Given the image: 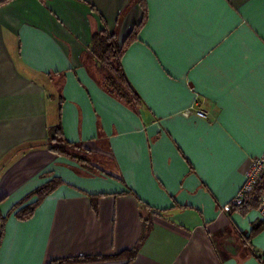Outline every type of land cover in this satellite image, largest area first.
<instances>
[{
	"label": "crops",
	"instance_id": "0c3cea01",
	"mask_svg": "<svg viewBox=\"0 0 264 264\" xmlns=\"http://www.w3.org/2000/svg\"><path fill=\"white\" fill-rule=\"evenodd\" d=\"M143 20L122 59L132 106L101 85L91 42ZM59 124L107 168L53 155ZM263 154L264 0H0V264H262L257 211L223 208ZM55 177L32 217L9 214ZM149 219L135 259H113Z\"/></svg>",
	"mask_w": 264,
	"mask_h": 264
},
{
	"label": "trees",
	"instance_id": "16d2710c",
	"mask_svg": "<svg viewBox=\"0 0 264 264\" xmlns=\"http://www.w3.org/2000/svg\"><path fill=\"white\" fill-rule=\"evenodd\" d=\"M140 3H142V1ZM144 20L142 23L137 24L133 28L129 36L123 42L119 40V37L117 36L116 33L110 32L107 28H104L99 33L95 34L91 42V53L100 66V75H102V78L100 79L101 85L103 86L105 91L108 92L111 96H114L116 99L132 106H135L136 103L140 105L141 100L139 94L134 90V88L130 84L124 72L122 59L128 45L138 36L143 26ZM49 137H50L49 143L51 145L50 150L58 153L59 155L61 154L63 155L64 153L62 152V149L64 147L63 148H61L62 146L59 147L60 145L59 143H62L69 147H79L65 140L62 132V127L60 124L50 129ZM92 171L93 170H91V172ZM60 183L61 180L59 178L56 177L53 178L51 181L44 184L34 192L28 194L23 200H21L16 206L13 207V209L9 214L15 213V217L19 220H26L32 217L35 211L37 210V208L43 202V200L49 194L53 193L60 185ZM263 192H264V179L260 182L255 192L245 200L244 204L238 208H235V210L238 209L242 211L244 214L249 213L250 211L257 210ZM5 221L6 218L2 217L1 218L2 228H4ZM150 222H151L150 219L143 220L142 238L139 241L137 247L131 251H124L120 256H116L113 259L115 260L126 259L128 262L134 260L139 253L143 241L150 233L151 230ZM263 228H264V222L260 221L253 228L250 237L260 232ZM109 259L112 260V258ZM109 259L108 258L65 259V260H56L51 262L50 264H82V263L96 262V261L109 260ZM261 261L262 264H264V258Z\"/></svg>",
	"mask_w": 264,
	"mask_h": 264
},
{
	"label": "built area",
	"instance_id": "2783aa9c",
	"mask_svg": "<svg viewBox=\"0 0 264 264\" xmlns=\"http://www.w3.org/2000/svg\"><path fill=\"white\" fill-rule=\"evenodd\" d=\"M185 115L197 116L202 119H207L209 114L202 108L195 106L188 109L185 112ZM263 179L264 154L251 162V165L245 174V180L242 187L240 188L236 196L233 198V200L230 202V204L224 206L223 211L225 213H230L235 208L242 206L245 200L255 192L256 188L259 186L260 182ZM256 211L258 213L259 219L264 222V192L260 198L259 206Z\"/></svg>",
	"mask_w": 264,
	"mask_h": 264
},
{
	"label": "rangeland",
	"instance_id": "374dc122",
	"mask_svg": "<svg viewBox=\"0 0 264 264\" xmlns=\"http://www.w3.org/2000/svg\"><path fill=\"white\" fill-rule=\"evenodd\" d=\"M97 77L99 78V80L102 78V75H100V72ZM59 144H60L59 147L61 146H62L61 148L64 147L62 149V152H64L63 155L62 154L59 155L58 153L54 151H50L53 155L58 156V157L68 158L69 160L78 164L83 170H85L86 172L90 174L91 173L98 174L99 171L101 173V171L104 168H107V166L109 165V162H108L109 159L106 155H104L103 157V155L100 154L101 155L100 156L99 153H94L88 150L86 151L79 147H69L62 143H59ZM103 152H106V149H104ZM108 168H110V166ZM91 170L93 171L91 172Z\"/></svg>",
	"mask_w": 264,
	"mask_h": 264
}]
</instances>
